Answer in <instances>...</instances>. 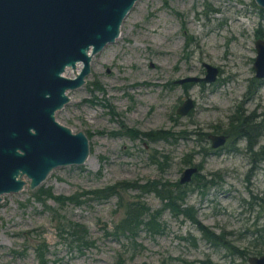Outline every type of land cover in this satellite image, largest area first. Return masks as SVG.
Here are the masks:
<instances>
[{
  "label": "rangeland",
  "instance_id": "374dc122",
  "mask_svg": "<svg viewBox=\"0 0 264 264\" xmlns=\"http://www.w3.org/2000/svg\"><path fill=\"white\" fill-rule=\"evenodd\" d=\"M259 9L253 0H137L119 36L92 56L84 84L69 90L68 103L56 112L59 123L86 134L87 162L54 168L36 188L25 186L1 196L0 264H117L119 252L123 264H184L179 259L248 264L249 256L264 254L263 242H257L261 253L252 254L254 232L264 229V160L255 154L264 145V130L251 150L242 137L227 140L207 156L201 149H210V144L197 135L225 129L235 111L248 116L264 110V79L253 97L246 93L251 79L259 81L253 70L254 42L264 38L258 35L264 34V13ZM204 62L219 68L214 82H191L186 88L175 83L187 76L203 77ZM65 75L72 77V70L66 69ZM186 95L194 108L180 116L176 109ZM161 129L171 130L176 138L150 140L140 134ZM163 154L168 166L160 172L151 157L163 161ZM187 154L193 163L202 162L198 182L209 179L205 175L210 172L219 176L204 193L190 190L186 204L226 243L246 249L245 262L205 240L194 223L169 209L158 219L163 232L153 235L140 227L135 237L140 246L134 249L125 237L116 236L124 205L139 196L151 212L163 201L135 188L121 190L122 207L114 195L107 199L82 195L119 181L177 182L187 167L182 163ZM40 186L54 196L76 199L59 203L44 197V204L55 209L50 212L32 196ZM72 222L86 228L93 247L80 252L68 245L66 232L59 236V230L71 228ZM43 248L45 252L38 254Z\"/></svg>",
  "mask_w": 264,
  "mask_h": 264
},
{
  "label": "water",
  "instance_id": "95a60500",
  "mask_svg": "<svg viewBox=\"0 0 264 264\" xmlns=\"http://www.w3.org/2000/svg\"><path fill=\"white\" fill-rule=\"evenodd\" d=\"M136 1L0 0V200L25 186L36 188L54 168L85 163L90 152L86 134L59 123L56 112L68 103L66 92L84 84L91 56L119 36ZM253 1L264 9V0ZM254 47V76L263 79L264 38H257ZM202 65L203 77L175 83L214 82L219 68ZM193 108L187 95L176 113L185 116ZM208 137L212 148L226 142L224 134ZM196 173L197 166L185 167L179 182L189 183ZM247 262L264 264V254L251 255Z\"/></svg>",
  "mask_w": 264,
  "mask_h": 264
},
{
  "label": "trees",
  "instance_id": "16d2710c",
  "mask_svg": "<svg viewBox=\"0 0 264 264\" xmlns=\"http://www.w3.org/2000/svg\"><path fill=\"white\" fill-rule=\"evenodd\" d=\"M261 13H264L263 9H259ZM259 37H263L264 34H258ZM256 35V36H258ZM191 82L185 83L184 87H188ZM262 85V79L257 81L253 78L250 80V82L247 85L246 93H249L250 96L253 97L256 92H258L259 87ZM258 117H261L259 120ZM120 124L123 125V123L120 121ZM125 127V126H123ZM219 129H217L218 131ZM226 134L229 135V139H231L230 142L234 140H238L239 138L246 137L248 142V150H251L253 146L257 144V139L261 135V130H264V110L261 113V115H248L243 116L238 111H235L234 114H232L229 117V122L227 127L224 129ZM223 130V131H224ZM126 132L134 131L131 128H126ZM222 132V131H221ZM141 135L149 137L150 140H156V139H164L167 140L168 138H172L174 140L176 138L175 133H173L171 130H158L156 132L152 131L149 132H140ZM198 136L205 137L204 134L201 135L200 133H197ZM134 136H137L135 134ZM200 141L204 140V138L200 139ZM207 147H203L201 151H205ZM259 155L260 159L264 160V145L259 146L258 151L255 153ZM161 161L159 157L152 156L151 161L156 165L157 169L162 172L165 168H167L168 163H165L168 156L166 154L161 155ZM182 163L185 164V166H197L198 170L201 169V163H193L192 162V155L187 154L182 159ZM200 173H196L191 181L189 183L181 184L179 181L177 182H168L166 180L162 179H148L143 184H138L136 181H119L116 182L114 185L107 186L102 189H94V190H84L82 192V195H88L92 196L93 198H99V199H107L108 197L114 195L118 198V205L122 207L121 200H123L122 197V189H138L143 192H153L155 196H157L161 201H163V206L161 208H158L154 211L150 212V207L146 205L144 202L139 200V196H135V199H131L124 205V216L121 222H119L118 225H116V236H123L125 237L131 244L134 249L139 248V244L135 241V237L138 235V230L140 227H143L147 232L151 234H160L163 232L164 228L162 225H160V222L158 219L161 216V213L164 209H169L174 215H181L184 218L189 219L194 225L197 227V229L202 233V237L211 242L214 246L225 248L227 251H229V255L232 256H240L243 261L245 262L246 255H248V251L246 249H239L238 247L226 243L224 240V237L221 233H215L214 231L210 230L207 226L203 225L196 217H195V210L192 205L186 204V196L189 193V191H193V188H196L198 191L204 193V187H207L208 184H214V179L216 175L219 176V173L217 172H210L205 175V177L210 175L209 179L204 180L203 182H198L200 178ZM199 176V177H198ZM201 178H204V176H201ZM190 183H193L194 187H190ZM45 187L40 186L38 189H36L32 196L42 203L45 208H47L50 212H55V209L51 206L45 205L44 197L47 198H54L56 202L64 203L66 201H74L76 198L74 196H64V195H58L54 196L52 194V191L49 189H43ZM195 190V189H194ZM92 194V195H91ZM78 203V201H75ZM71 228L64 227L59 230V236L66 232L68 235L67 237L70 239L68 245L72 247H76L80 252H82L84 249H89L94 246L93 240H91L87 236V231L85 227L79 226L77 223H71ZM256 234V242L253 244L254 252L252 254H260V246L257 242H263L264 243V229H256L254 234ZM89 238V239H88ZM191 239L193 237L190 236ZM37 249V248H36ZM38 254H43L45 252V248H43L42 253H40L39 250ZM132 256V255H131ZM184 264H194L190 261H186L185 259H179ZM124 257L121 252L118 253L116 257V263L117 264H123ZM205 262V261H204ZM203 261H199V264H203ZM146 264V263H141ZM244 264V263H243Z\"/></svg>",
  "mask_w": 264,
  "mask_h": 264
},
{
  "label": "flooded vegetation",
  "instance_id": "af4514ba",
  "mask_svg": "<svg viewBox=\"0 0 264 264\" xmlns=\"http://www.w3.org/2000/svg\"><path fill=\"white\" fill-rule=\"evenodd\" d=\"M204 74H205V72H204ZM186 83H189V82H186ZM191 111L192 110H190L186 115H188ZM223 130L224 129H222V128L220 130H218V131L216 129V132L209 133V134L206 133V134H204L205 137H202V136L200 137V139L204 138V140H202L203 142H207L208 141L209 144H210V149H206L205 151L202 152L203 156H207L208 154H211V153H216V152H218L219 148H221V147H218V148H212L211 147V143H210V140H209V137H208L210 134H224L226 136V141L229 140V138H230L229 135L226 134L225 130L224 131ZM220 131H222V132L220 133ZM230 141H231V139H230Z\"/></svg>",
  "mask_w": 264,
  "mask_h": 264
},
{
  "label": "bare ground",
  "instance_id": "6f19581e",
  "mask_svg": "<svg viewBox=\"0 0 264 264\" xmlns=\"http://www.w3.org/2000/svg\"><path fill=\"white\" fill-rule=\"evenodd\" d=\"M91 59H92V56H91ZM79 68H80V66H77V68H76V70H77V72L79 71ZM74 74V73H73ZM67 76V75H66ZM67 94H68V91L66 92ZM88 160V159H87ZM87 162V161H86Z\"/></svg>",
  "mask_w": 264,
  "mask_h": 264
}]
</instances>
